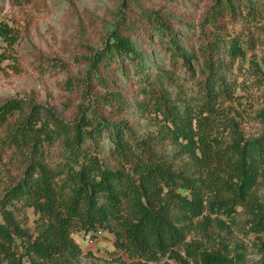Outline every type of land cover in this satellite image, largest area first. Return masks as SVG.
I'll use <instances>...</instances> for the list:
<instances>
[{"label": "trees", "instance_id": "obj_1", "mask_svg": "<svg viewBox=\"0 0 264 264\" xmlns=\"http://www.w3.org/2000/svg\"><path fill=\"white\" fill-rule=\"evenodd\" d=\"M263 3L214 0L205 17L214 39L196 49L179 40L174 24L183 21L174 14L141 8L121 12L100 47L86 46L84 54L74 57L84 69L64 81L66 89L77 88L83 98L73 119L18 97L0 103V163L8 150L24 161L22 175L4 190L2 199L4 205L22 201L37 214L30 234L12 210L5 211L0 254L7 264L75 259L80 247L72 231L98 227L111 232L114 246L130 258L232 264L220 249L187 242L183 222L204 210L230 216L239 206L247 215L248 230L264 235V197L255 189L264 181V131L245 137L224 111L237 87L228 72L257 38L241 31L225 39L219 29L238 16L253 17ZM0 37L8 44L15 40L6 24H0ZM155 38L165 48L168 67L150 57L147 42ZM221 51L229 62L219 56ZM51 67L70 70L67 62L58 60ZM180 73L185 74L183 83L195 87L190 93L180 91L182 107L168 89L180 85ZM131 109L162 121L170 134L137 137ZM259 114L264 123V110ZM102 137L112 145L116 168L99 156ZM163 137L179 144L176 156L189 157L178 171L167 155L152 149L151 142ZM17 239L24 250L19 255Z\"/></svg>", "mask_w": 264, "mask_h": 264}, {"label": "rangeland", "instance_id": "obj_2", "mask_svg": "<svg viewBox=\"0 0 264 264\" xmlns=\"http://www.w3.org/2000/svg\"><path fill=\"white\" fill-rule=\"evenodd\" d=\"M214 0H0V24L13 30L15 40L8 44L0 37V103L18 97L52 107L63 119H73L76 109L83 102L77 88L66 89L64 81L68 74L82 75L84 66L77 63L75 56L85 53V47H100L112 30L119 13L128 10H156L180 17L182 24H174L182 44L188 48H199L213 41V28L205 22ZM264 5V3H263ZM253 17L238 16L235 21L221 26L225 39L239 32L251 33L257 38L255 46L247 51L243 60L237 59L228 72L237 87L232 100L224 103L228 118L237 122V131L245 137L263 133L264 123L259 112L264 110V7ZM125 14V13H124ZM159 40L147 42L150 57L157 64L168 67V55ZM220 57L229 58L221 51ZM53 60L67 62L69 71L51 67ZM185 74L177 78L178 86L168 87L172 98L182 107L180 91L190 93L195 87L190 81L183 83ZM187 79V78H186ZM152 116L141 115L131 109L129 118L137 137L150 140L154 135L168 133L163 122ZM180 141L181 138H180ZM184 141V140H183ZM185 142V141H184ZM152 149L164 153L173 163L175 171L183 168L187 155L176 156L179 144L171 137L155 139ZM100 158L111 168L117 163L112 159L111 143L101 139ZM24 170L23 159L12 150L6 151L0 163V223H5V211L12 210L20 225L33 234L37 214L22 205V201L4 205V190L10 187ZM256 192L264 197V181ZM247 215L239 206L230 216L204 210L201 216L184 221L186 241L199 243L202 248L220 249L231 258L232 264H264V235L253 233L245 224ZM75 229L71 236L80 247L73 258L58 257L49 264H176L172 258L163 256L158 260L145 261L130 258L114 246V235L107 229ZM89 239H92L90 241ZM14 248L17 255L23 253L21 240ZM0 264L7 261L0 254Z\"/></svg>", "mask_w": 264, "mask_h": 264}, {"label": "built area", "instance_id": "obj_3", "mask_svg": "<svg viewBox=\"0 0 264 264\" xmlns=\"http://www.w3.org/2000/svg\"><path fill=\"white\" fill-rule=\"evenodd\" d=\"M100 233V230H95L94 232H93V235H98ZM90 241H92V239H89Z\"/></svg>", "mask_w": 264, "mask_h": 264}]
</instances>
